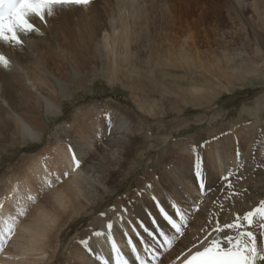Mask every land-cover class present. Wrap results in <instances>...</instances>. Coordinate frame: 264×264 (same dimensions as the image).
I'll return each mask as SVG.
<instances>
[{"label":"bare ground","instance_id":"bare-ground-1","mask_svg":"<svg viewBox=\"0 0 264 264\" xmlns=\"http://www.w3.org/2000/svg\"><path fill=\"white\" fill-rule=\"evenodd\" d=\"M229 1L233 2L232 5L228 1L224 3L226 10L231 12L238 11L237 7L242 11L249 6L260 9L257 0L251 5L244 0ZM196 2L92 0L87 5L56 6L50 9V14L46 13V22L33 17L38 31L21 33L22 44L0 39V55L8 61L7 65L0 62V127L10 125L12 133L23 134L35 141L42 140L46 126L41 124V118L36 113L43 110L52 118L63 115L64 101L71 99L75 90L87 85L88 72L105 73L103 69L106 68L112 79L121 76L137 81L140 76L127 72L130 68L137 72L139 65V70L150 76L144 78L147 83L153 77L162 78L152 82L160 80L162 83L172 78L171 82L175 85L179 83L175 96L165 101L166 94L162 93L163 104L160 106L156 100L149 102L146 97L135 100L139 102L140 109L148 105L151 115H165L167 103L174 106L177 101L186 104L189 97L191 102H196L197 97L206 101L217 96L222 86L220 84L217 88L212 76H207L198 86L192 84V80L186 81L183 76L178 78L164 71L172 69L177 63L191 69V57L183 58V53L175 59L172 55L165 57L157 46L160 34L176 23L182 7L196 9ZM122 65H126L127 72L120 74ZM204 69L205 73L208 72ZM182 81L188 82L186 87L181 85ZM164 86L166 84L162 83L161 87ZM142 89L133 92L146 96ZM100 119L98 114L90 118L86 116L74 126L78 136L53 144L52 150L39 152L34 161L22 168L18 177V173H12L5 180L8 184L6 195L0 199V264H54L64 231L81 217L69 216L72 213L67 211L69 205L73 206V211H90L91 205L102 198L112 182L132 172L136 163L135 155L131 154L135 136L134 132L126 133L130 120L113 119L110 122L109 118ZM164 136L168 141L173 137L170 133ZM245 157L243 153L230 157L217 156L211 164L202 165L194 155L183 158L176 153L170 156L172 163L159 170V175L148 174L145 178H138L136 188L118 194L112 208L92 216L88 227L78 232L75 240L72 238L74 247L67 263L118 264V261L126 260L127 264H139L138 255L146 264H181L191 254L213 247V241L219 243L222 251L232 247L228 237L241 243L250 242V238L243 235L247 231L255 234L256 246L264 254V217L256 213L251 225L244 220L248 211L261 205L245 204L248 210L239 215L240 228H224L225 224L236 222V211L229 212L227 216H217L214 220L198 216L205 206V194L197 188L196 171L202 168L210 177L207 187L210 191L221 181L218 169L225 173L233 172L234 167H239L240 159ZM257 158L264 160V153H258ZM76 160L80 161L79 166H76ZM44 191L49 194L42 201L52 198V207L41 206V201L35 207L39 209V216H33L30 222H18L23 209ZM153 195L161 201L168 198V203L172 205L167 208L169 214L177 207L180 209L183 215L177 213L175 216L176 223L181 226L179 232L160 216L150 198ZM59 205L65 207V214L55 213L54 206ZM109 222L112 223L111 229L107 228ZM6 237L15 243L12 252L10 246L4 243ZM82 240H86L87 244H82ZM257 264H264V261L257 260Z\"/></svg>","mask_w":264,"mask_h":264},{"label":"rangeland","instance_id":"rangeland-1","mask_svg":"<svg viewBox=\"0 0 264 264\" xmlns=\"http://www.w3.org/2000/svg\"><path fill=\"white\" fill-rule=\"evenodd\" d=\"M226 1L230 2V5L233 3L229 0H197L194 4H197L196 9L183 6L178 12L176 23L160 34L157 41L159 51L165 57L172 55L175 59V56L180 53H183V58L191 57V64H189L192 66L191 69H188L187 65L183 67L177 63L178 67L175 64L174 69L169 68L164 71L178 78L183 76L186 81L192 80V84L195 85L201 83L207 76H212L215 86L217 88L220 84L222 86L217 96L209 97L206 101L197 97L196 102H191L189 97L186 104L183 103L184 101L182 103L177 101L174 106L167 103L165 115L162 113L157 116L151 115L148 105L140 109V105H137L139 102L136 103L135 100L140 101L146 97L149 102L156 100L157 105L160 106L163 104L162 93L166 94L165 101L175 96L178 93L176 85L179 83L175 85L171 82L172 78H167L162 82L166 84L163 88L160 80H157L158 83L152 82L162 77H153L147 83L144 78L150 76L145 71L142 73L139 65L137 72L133 68V71L128 68L127 72L126 65H122L120 74L127 72L131 75L130 72H132V76H140L141 79L133 81L132 78L121 76L112 79L111 75L106 73L107 68L103 69L105 73L89 71L87 85L75 90L77 92H73L72 98L64 101L63 115L52 118L45 111L42 112L43 110L36 113L41 118V124L46 126L43 127L45 135L42 140L35 141L23 134L12 133L10 125L0 127V199H2L6 195L5 189L8 186L5 180L12 173H18L16 175L18 177L22 173V168L32 160L34 161L39 152L45 149L52 150L53 144H61L63 139L78 136L79 133L75 134L74 126L86 116L90 118L98 114L101 117L100 120L109 118L110 122L113 119L118 121L128 118L130 120L126 133L134 132L135 136L134 150L131 153L135 155L134 170L112 182L110 188L104 193L105 196L103 195L96 204H92L90 211L86 210V213L80 210L73 211V206L69 205L67 211H72L69 216L81 217L76 218V222L71 223L70 227L64 231L54 264H68V256L74 247L71 243L72 238L88 227L92 216L112 208L118 194H125L136 188L138 178H145L148 174L159 175L157 172L170 165L172 163L170 156L176 153L183 158L194 155L201 160L202 165L211 164L217 156L230 157L237 153L246 155L244 159H240L239 167H234L233 172L225 173L218 169L221 181L210 191L201 190L196 183L200 193L205 194V206L198 214L199 217L214 220L217 216H227L231 211H236L239 215L242 211L247 212L245 204L264 205L262 204L264 202V160L260 161L257 158L258 153H264V0H257L260 9L249 6L242 11L237 7L238 11L235 12L226 10L225 3H228ZM254 1L244 0L250 5ZM211 15H214V18L211 19ZM32 22L38 28L33 20ZM224 53L226 56H223ZM203 68L208 72L205 73ZM181 83L183 87H186L188 82ZM152 87L157 88V91ZM136 89L144 90V94L147 95L133 92ZM200 90H198L199 93L203 92ZM168 133L173 136L169 141L164 136ZM207 141L211 143L205 145ZM228 181L231 182L232 187L228 186ZM46 191L38 194L23 209L18 222H30L33 216L40 215L39 209L35 207L49 194ZM52 204V198L41 202V206L48 209L52 207ZM54 211L57 214H65V207L54 206ZM4 243L10 246L12 252L15 243L8 237L4 238Z\"/></svg>","mask_w":264,"mask_h":264},{"label":"snow or ice","instance_id":"snow-or-ice-1","mask_svg":"<svg viewBox=\"0 0 264 264\" xmlns=\"http://www.w3.org/2000/svg\"><path fill=\"white\" fill-rule=\"evenodd\" d=\"M12 3L18 10L17 15H5L4 5ZM90 0H0V39L5 41H11L16 44H22L23 41L20 38L21 33H29L38 31L36 25L32 22L33 17H39L40 20L45 21V15L50 14V9L56 6L65 5H87ZM0 62L7 65V59L0 55ZM215 139V138H214ZM211 143V141L205 142V145ZM75 156V154L73 153ZM76 166H79L80 161H75ZM198 187L201 190H206L209 186L210 177L203 172L202 168H199L196 173ZM227 180V177H225ZM228 186L232 187L231 182L228 181ZM149 188L151 186H148ZM153 201V205L159 210L160 216L164 217L167 223H169L177 232L180 230V225L176 223L175 216L179 213L183 215L180 209L177 207L171 214L167 211V208L172 207L168 203V198L165 197L164 201L157 199L155 195L150 197ZM264 204V202H262ZM259 213L261 217H264V206L257 207L253 211H248L244 215V220L248 225L252 224L253 216ZM240 216L237 214L235 223H228L224 225V228L233 229L240 228L242 225L239 223ZM107 228H112V223L107 224ZM217 231H221L217 228ZM226 235V234H225ZM250 238V242L241 243L240 240L233 237H228L229 244L232 247L226 251L220 249V245L217 241H213V247L205 248L203 252H196L195 256L185 261V264H257V260L264 261V254L260 253L255 242V234L251 231L243 233ZM82 244H87L86 240L81 241ZM135 251V249H133ZM198 257L202 259H197ZM139 260V264H146L145 260ZM118 264H127V261H118Z\"/></svg>","mask_w":264,"mask_h":264},{"label":"clouds","instance_id":"clouds-1","mask_svg":"<svg viewBox=\"0 0 264 264\" xmlns=\"http://www.w3.org/2000/svg\"><path fill=\"white\" fill-rule=\"evenodd\" d=\"M4 14L5 15H17L18 10L16 9L14 4L7 3L4 5Z\"/></svg>","mask_w":264,"mask_h":264}]
</instances>
